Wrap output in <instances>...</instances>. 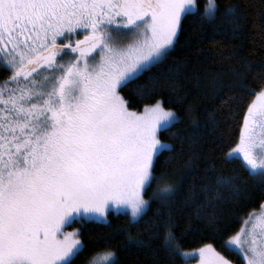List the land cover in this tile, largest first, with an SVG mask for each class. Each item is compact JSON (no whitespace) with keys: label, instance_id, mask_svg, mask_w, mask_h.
<instances>
[{"label":"snow or ice","instance_id":"snow-or-ice-1","mask_svg":"<svg viewBox=\"0 0 264 264\" xmlns=\"http://www.w3.org/2000/svg\"><path fill=\"white\" fill-rule=\"evenodd\" d=\"M217 16L239 34V3L221 9L206 0L201 10L197 0H0V68L9 73L0 81V264H76L84 232L66 227L111 226L110 210L122 208L127 245L150 248L163 228L160 247L181 264H234L225 251L240 264H264V211L249 213L232 233L219 226L216 203L242 192L233 175L201 186L204 203L183 198L219 235L183 246L191 225L177 230L180 186L160 183L166 167L157 173L160 156L174 150L159 134L180 122L165 105L183 98L135 110L122 94L130 85L138 96L152 94L185 21L214 24ZM253 75L255 89L239 82L234 139L222 160L264 184V70ZM118 254L108 245L84 264H118Z\"/></svg>","mask_w":264,"mask_h":264},{"label":"trees","instance_id":"trees-1","mask_svg":"<svg viewBox=\"0 0 264 264\" xmlns=\"http://www.w3.org/2000/svg\"><path fill=\"white\" fill-rule=\"evenodd\" d=\"M205 2L197 0L201 10ZM217 3L221 9L240 4L244 19L238 35L233 34L223 16H217L214 24L189 19L184 23L175 49L156 73L158 83L153 93L138 96L132 85L122 92L135 110H142L155 99L175 101L177 96L183 98L182 104L165 105L178 112L180 122L159 134L174 150L160 156L157 173L162 166L166 167L169 175L160 183L172 182L180 186L173 211L178 231L191 225L183 236V246L187 249L198 248L201 241L216 243L219 240V235L213 233L204 219L193 216L191 207L183 203V198L189 195L195 203H204L205 193L201 186L212 185L218 174L239 177L242 189L236 200L215 205L222 230L229 233L238 230L241 220L254 210L259 211L264 204V184L253 180L238 166L224 164L222 160V151H227L226 145L234 139L232 115L239 103V82L244 80L255 89L259 78L253 73L264 70V15L260 0H217ZM7 75L9 73L0 68V81ZM144 82L142 77L136 83ZM155 187L153 182L152 188ZM220 191L225 190L221 188ZM166 211L161 209L162 213ZM126 216L127 213L110 212L111 226L96 222H89L83 228L78 222L68 226V229L84 232L82 240L86 251L76 264H84L108 245L119 247L118 264H181L160 247L163 228L160 238L152 240L150 248L122 243V230L129 227ZM143 227V224L132 225L134 231H142ZM217 247L224 251L218 244ZM224 254L229 255L234 264H240L237 257L226 251Z\"/></svg>","mask_w":264,"mask_h":264},{"label":"rangeland","instance_id":"rangeland-1","mask_svg":"<svg viewBox=\"0 0 264 264\" xmlns=\"http://www.w3.org/2000/svg\"><path fill=\"white\" fill-rule=\"evenodd\" d=\"M263 206H264V204H263ZM261 211H264V207H261V209L259 211H257V212H261ZM110 212H114V213H127V210L126 209H123V208L120 209V210L112 209V210H110ZM66 230L71 231V229H68V226L66 227Z\"/></svg>","mask_w":264,"mask_h":264}]
</instances>
